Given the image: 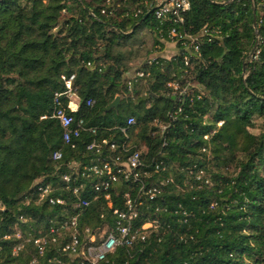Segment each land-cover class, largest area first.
Instances as JSON below:
<instances>
[{
	"label": "trees",
	"instance_id": "1",
	"mask_svg": "<svg viewBox=\"0 0 264 264\" xmlns=\"http://www.w3.org/2000/svg\"><path fill=\"white\" fill-rule=\"evenodd\" d=\"M135 2L0 0V264H88L63 245L73 236L102 240L124 193L135 197L137 188L118 181L109 205L102 194L93 199L95 178L78 174L89 200L81 208L62 177L76 176L74 164L121 154L123 142L144 148L149 171L134 225H159L101 264H264V0H190L183 28L206 26L213 39L188 64L181 52L164 54L151 14H126ZM71 76L78 102L70 114L96 131L65 142L51 112L56 93L68 103ZM93 140L98 151L87 149ZM39 185L66 203L40 199ZM40 236L49 241L42 253L33 243Z\"/></svg>",
	"mask_w": 264,
	"mask_h": 264
},
{
	"label": "built area",
	"instance_id": "2",
	"mask_svg": "<svg viewBox=\"0 0 264 264\" xmlns=\"http://www.w3.org/2000/svg\"><path fill=\"white\" fill-rule=\"evenodd\" d=\"M214 1V0H211ZM231 0H225L228 2ZM111 0H106V5H110ZM224 2V1H223ZM191 9L190 0H136L135 8L129 9L126 14L132 15L137 18L144 14H151V16L158 22V35L160 40L164 41L166 44H172L177 50L174 53L167 54L166 56L171 57L177 52L183 54L185 64H188V59L190 56L200 57V46L202 42H210L213 39V35L209 32L206 26H203L198 32L191 33L183 28L184 26V15ZM106 9H102V13H105ZM215 30V29H214ZM216 33V37H220L218 31H213ZM190 55V56H189ZM156 57L153 56L152 59ZM152 61V60H151ZM150 62V61H149ZM137 76H144L143 71L136 72ZM71 78L72 76L65 80V85L67 91L65 92L69 96V101L66 105H63L60 100L61 93H56L54 96V107L51 112V117L56 119L63 129V139L65 142H69L72 136H79L81 131L87 130L91 133H95L96 129L92 127H85L83 125V120L79 119L75 121L74 117L70 114V111L75 110L78 99L74 93L71 92ZM174 92L179 90V84L177 82L168 83ZM185 91V88L180 89L179 94ZM75 98V101L72 99ZM92 100H87V104H92ZM134 123V119L129 117L127 119V126ZM164 130L165 126H161ZM127 127H122L121 131L126 136ZM105 142V141H103ZM117 143L113 141L110 143V149H115ZM98 151L99 145L95 140L91 141L87 149ZM144 148H133L131 149L126 145V142L121 144V154L126 153L124 157L119 153L117 155H112L110 157L97 158V162L91 165H85L79 167L77 164L73 165L75 169L76 176L74 178L70 177L69 174L63 175L64 188L71 192V196L76 198L77 206L84 208L89 205V200L87 198L81 197L79 192L83 187L82 184H75L74 181L77 180L78 174L86 177H94L91 188L96 192L93 199L103 195L107 204L110 205V189L120 180L129 182L132 187L137 188V195L132 197L130 192L124 193V208L114 210L116 214V223L114 230L109 232L102 240L96 241V237L90 234L89 244L81 241L73 236L69 242L63 245L62 249L64 251L70 252L72 255L81 254L88 264H101L106 260V256L109 253L115 251L117 246L129 245L137 239H145L147 230L150 228L158 227L157 221H146L139 227H135L134 220L138 218L139 212L137 207L142 204L140 199V194L144 189L143 177L148 176L149 171L147 164L142 157V151ZM61 153L56 152L54 158H60ZM163 163L156 162L153 166L155 169ZM164 168V167H163ZM37 190L40 194V199H47V201L52 205H64L66 199L61 196L50 195L52 188L49 185H39ZM153 190L149 189V198L153 197ZM140 192V193H139ZM75 200V199H74ZM78 214L71 217L69 226H75L77 224ZM67 223L63 224L65 226ZM54 228H51V232H55ZM16 237H21L20 232H16ZM51 241H56V238H51ZM48 239L46 236H40L33 240V243L39 248V252L42 253L44 248L48 244ZM23 243L18 244L13 250L16 252L20 250Z\"/></svg>",
	"mask_w": 264,
	"mask_h": 264
},
{
	"label": "rangeland",
	"instance_id": "3",
	"mask_svg": "<svg viewBox=\"0 0 264 264\" xmlns=\"http://www.w3.org/2000/svg\"><path fill=\"white\" fill-rule=\"evenodd\" d=\"M164 50H165V51H164L165 53H167V54H168V53L171 54V53H174V52L177 50V48L174 47L172 44H167V46L165 47ZM138 65H139L138 62L135 63V64H133V66L131 67V70L136 69Z\"/></svg>",
	"mask_w": 264,
	"mask_h": 264
},
{
	"label": "water",
	"instance_id": "4",
	"mask_svg": "<svg viewBox=\"0 0 264 264\" xmlns=\"http://www.w3.org/2000/svg\"><path fill=\"white\" fill-rule=\"evenodd\" d=\"M119 96H116L114 100L109 104V106L106 108V110H109L112 107H116L119 103Z\"/></svg>",
	"mask_w": 264,
	"mask_h": 264
},
{
	"label": "crops",
	"instance_id": "5",
	"mask_svg": "<svg viewBox=\"0 0 264 264\" xmlns=\"http://www.w3.org/2000/svg\"><path fill=\"white\" fill-rule=\"evenodd\" d=\"M72 99L75 101V98L72 97Z\"/></svg>",
	"mask_w": 264,
	"mask_h": 264
}]
</instances>
